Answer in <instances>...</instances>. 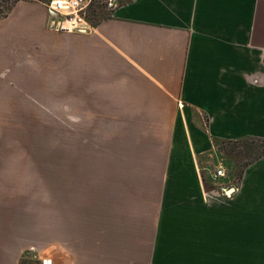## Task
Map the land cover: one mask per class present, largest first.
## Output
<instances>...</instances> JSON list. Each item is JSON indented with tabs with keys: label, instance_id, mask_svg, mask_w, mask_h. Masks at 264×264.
I'll use <instances>...</instances> for the list:
<instances>
[{
	"label": "crops",
	"instance_id": "1",
	"mask_svg": "<svg viewBox=\"0 0 264 264\" xmlns=\"http://www.w3.org/2000/svg\"><path fill=\"white\" fill-rule=\"evenodd\" d=\"M49 3L0 18V264L51 244L52 264H264V157L237 185L206 172L214 139H264V0H132L85 32L49 28ZM38 87L70 99L81 125L125 126L103 156L75 155L68 181L59 173L33 239Z\"/></svg>",
	"mask_w": 264,
	"mask_h": 264
},
{
	"label": "rangeland",
	"instance_id": "2",
	"mask_svg": "<svg viewBox=\"0 0 264 264\" xmlns=\"http://www.w3.org/2000/svg\"><path fill=\"white\" fill-rule=\"evenodd\" d=\"M17 1L19 0H0V13L8 11ZM89 1L86 8L87 19L91 17L89 5L92 0ZM109 1L94 0L92 7L105 6L108 15L111 11ZM112 1L115 4L119 3V0ZM39 89L40 87L37 90L28 91V213L32 218L30 222L33 239H40L41 211L46 214L51 209L55 210V207L51 205L52 200L48 199V193L52 192L55 195L57 181L63 180L58 178L59 173L61 176L64 175L65 181H68L69 176H72V170L77 168L76 165L79 166L78 161H73L75 155L92 153L103 156L106 146L112 142L113 135L119 134L125 126L81 125L80 122L83 119H77L78 116L72 113L71 106L66 107L65 102L70 99L63 103L62 99L58 98L34 97L41 93ZM114 140L118 141L116 138ZM263 141L264 139L258 138L220 142L219 151L207 159L206 166L209 170L206 172L214 173L221 166L226 171L224 178L230 180L231 184H239L245 169L260 159L255 160L256 156L264 150ZM248 162L252 163L246 166ZM81 168H83V162H81ZM56 227L55 219L52 224L49 220L46 234L49 231V235L54 240ZM56 247V244H51L43 253L38 248L28 250V264H42L40 256L45 254H52L55 257ZM96 260L98 264H103V259ZM81 261L83 262V259Z\"/></svg>",
	"mask_w": 264,
	"mask_h": 264
},
{
	"label": "built area",
	"instance_id": "3",
	"mask_svg": "<svg viewBox=\"0 0 264 264\" xmlns=\"http://www.w3.org/2000/svg\"><path fill=\"white\" fill-rule=\"evenodd\" d=\"M89 0H52L48 5L49 10V28L60 31H88L90 22L86 18V8ZM109 8L116 7L112 0L109 1ZM214 178L226 176V171L220 166L214 172ZM42 264H52L51 259H42Z\"/></svg>",
	"mask_w": 264,
	"mask_h": 264
},
{
	"label": "trees",
	"instance_id": "4",
	"mask_svg": "<svg viewBox=\"0 0 264 264\" xmlns=\"http://www.w3.org/2000/svg\"><path fill=\"white\" fill-rule=\"evenodd\" d=\"M92 1H94V0H92ZM92 1H91V3H90V5H89V8L91 9V17H89L87 20L89 21V22H91V24L92 25H95V24H97L98 22H100L101 20H103V19H106V18H109L111 15H112V12H113V10L117 7V6H119V5H122V4H126V3H128V2H130V1H132V0H119V3H116V7H114V8H110L111 9V11L109 12V14L107 15V13H106V7L104 6V7H101V6H96V7H92V5H93V3H92ZM116 2V1H115ZM106 5V4H105ZM13 7V6H12ZM12 7L10 8V9H8V11H6L5 13H0V18H2V17H5V16H7V14L10 12V10L12 9ZM107 15V16H106ZM247 139H258V138H254V137H246V138H241V139H237V140H222V139H214L213 140V142H214V144L215 145H217V146H220V142H225V141H242V140H247ZM260 140H263V139H260ZM264 142V141H263ZM264 155V150L262 151V153H259L257 156H256V158H255V160H258L259 158H261L262 156ZM250 163H252V162H248L247 164H246V166L248 165V164H250ZM241 171H244V170H241ZM242 173V172H241Z\"/></svg>",
	"mask_w": 264,
	"mask_h": 264
},
{
	"label": "water",
	"instance_id": "5",
	"mask_svg": "<svg viewBox=\"0 0 264 264\" xmlns=\"http://www.w3.org/2000/svg\"><path fill=\"white\" fill-rule=\"evenodd\" d=\"M234 191V188L232 187V188H230L228 191H227V193L229 194V193H231V192H233Z\"/></svg>",
	"mask_w": 264,
	"mask_h": 264
}]
</instances>
